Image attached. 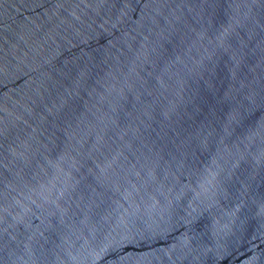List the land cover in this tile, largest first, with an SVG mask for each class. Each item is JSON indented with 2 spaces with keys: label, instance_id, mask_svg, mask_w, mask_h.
<instances>
[{
  "label": "water",
  "instance_id": "95a60500",
  "mask_svg": "<svg viewBox=\"0 0 264 264\" xmlns=\"http://www.w3.org/2000/svg\"><path fill=\"white\" fill-rule=\"evenodd\" d=\"M0 264H264V0H0Z\"/></svg>",
  "mask_w": 264,
  "mask_h": 264
}]
</instances>
